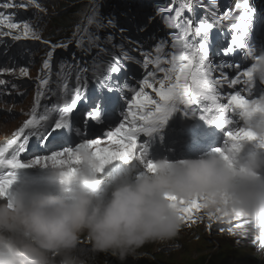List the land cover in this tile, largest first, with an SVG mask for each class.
Listing matches in <instances>:
<instances>
[{
    "label": "clouds",
    "instance_id": "obj_1",
    "mask_svg": "<svg viewBox=\"0 0 264 264\" xmlns=\"http://www.w3.org/2000/svg\"><path fill=\"white\" fill-rule=\"evenodd\" d=\"M167 1L159 0L162 6ZM233 1L232 10L241 0ZM64 2L45 0V7L54 8L56 4ZM247 2L256 9L252 26L253 30L258 31L259 38L253 39L252 45L256 47L259 57L254 66L257 88L254 86L252 91L260 97L250 99L244 113L240 114L239 110L236 112L244 124L242 127L239 122L236 131H251L255 138L240 141L238 148L233 151L227 135L221 134L218 139L222 144L218 148L225 149L231 162L219 153L176 159L178 161L163 157L154 162V172L137 174L135 180L130 179L133 174L130 171L119 176L121 179L110 193L102 187V172L95 171L98 162L93 149L87 145L79 147L74 150L79 160L78 167L67 179L62 173L68 168L60 170L53 164L46 168L60 179L59 188L49 185L47 179L50 178L46 172H39L37 182L13 185L17 191L9 195L10 202L7 198L0 199V264H203L205 261L208 262L206 264H230L229 255L233 256L232 260L237 264L243 261L264 264V249L253 245L244 236L227 232L229 226L234 227L235 220L228 225L209 221L207 216L208 213H222L231 219L242 214L250 222L247 230L254 235L264 236V149H259L264 148L260 146L264 144V95H261L264 92V49L261 48L264 45V0ZM125 4L132 8L141 6L139 1L118 2L119 6ZM217 7L222 14V7H227L226 0H218ZM75 11L72 13L77 19ZM76 13L79 18V13ZM60 20L54 15L48 18L44 25L45 38L60 39ZM77 24L78 21H75L74 26ZM217 28L223 33H231V29ZM215 39V46L225 44L223 37L216 36ZM72 41L67 50L60 49L63 57L60 60L71 54L70 46L77 49L75 39ZM250 60L251 57H247L243 64ZM227 77L230 80L235 76ZM235 87L222 86L225 91L221 95L235 94ZM244 87L248 88L241 83L238 91ZM206 125L202 124L199 129ZM70 131L66 138H70L72 144L85 138L107 140L101 128L96 131L95 128L81 127L79 137L76 129ZM250 142H256L258 149L250 148ZM51 145L44 151L43 145L36 147L41 149L43 155L61 150L60 145ZM33 148H28L21 155L20 162L27 165L34 160L37 156L35 150L27 153ZM38 169H34V172ZM168 196L184 202L202 198L203 209L194 213L202 219L183 223ZM221 228L225 231H220ZM149 242L181 244L198 256V253L204 252L216 255L208 254L194 263L180 262L147 244ZM76 249L80 257L74 254Z\"/></svg>",
    "mask_w": 264,
    "mask_h": 264
},
{
    "label": "snow or ice",
    "instance_id": "obj_2",
    "mask_svg": "<svg viewBox=\"0 0 264 264\" xmlns=\"http://www.w3.org/2000/svg\"><path fill=\"white\" fill-rule=\"evenodd\" d=\"M217 4L218 0H208L207 3L205 0H181L179 7L175 10L170 6L158 8L156 16L161 18L167 28L174 31L170 33V45L167 40L163 39L156 44L154 58L151 52L143 50L142 45L138 48L134 47L136 42L127 40V37H122L121 42L117 44L113 42L112 34L107 35L102 40L98 32L89 31L88 27L82 29L78 26L77 34L74 36L76 47L81 51L82 57L91 53L93 49L96 50L95 56L92 57L91 61L81 62L77 60L75 63L61 61L59 71L53 73L54 53L57 49L67 50L71 41L51 45L43 61V75L39 79V90L36 95L35 106L29 114L30 118L15 133V138L0 147V164L6 163L11 168L28 166L20 162L18 158L6 159V153L10 149H13V154L17 156L24 153L29 144V137H36L37 144L43 145L45 148H48L50 144H60L63 147L62 150H53L50 152V156L37 158L32 163L46 164L51 162L58 167L68 166V171L62 173L63 177L67 179L73 175L76 169L71 165L78 164L79 160L75 157L74 149L70 146V138H66V133L64 136L53 137V133L60 129L71 130L70 122L73 110L76 109L78 101L88 99L84 93L87 90L89 80L97 81L100 89L112 90V74L118 73L124 67L122 61H134L137 64H142L144 69H148L150 64H154L155 70L145 73V78L140 81L142 86L139 87V90L135 87L130 88L127 83L123 85V88L118 89L121 97L124 96V89H128L134 95L121 100V103L126 105V111L117 110L118 126L111 130L112 125L109 124L110 130L103 133L107 137L106 142L100 139L85 138L76 144L75 149L85 145L93 149L98 162L95 171L103 172L104 168L115 160L128 163L134 159H144L148 147L140 142V136L142 134L151 136L162 128L173 113L181 107L185 109L184 114L186 116H199L209 125L214 124L224 129L232 124L228 113H234L238 110L240 114L244 113L249 107L250 99L242 95L240 91L222 96L221 88L224 85L232 87L241 83L242 77L245 78L243 84L247 85L249 94L255 85L254 66L258 62L259 55L256 54V47L249 44L246 38L249 35L256 9L250 6L247 0H241L235 4L234 10L220 14ZM195 5L205 9V16L201 21L194 23ZM30 6L43 11L38 0H0V38L8 36L14 41H20L22 38L40 39L29 22L16 19L20 10H27ZM13 9L15 11H6ZM186 12L192 13L193 18L185 16ZM154 19L153 15H147L143 23H137V31H143ZM87 25L94 26L97 30L116 29L117 27L116 21L112 17L107 18L105 23V18L98 14L95 7L87 20ZM213 27L233 29L237 33L242 32V35L231 37L232 44H238L240 49L246 50V56L255 61L250 68L236 75L233 79L229 80L223 71L224 67H233V65L224 62L213 65L209 59L208 34ZM119 31L124 33L125 29L120 28ZM197 38L200 40L199 43H197ZM126 40L129 47H126ZM44 43L47 45L49 42L44 41ZM166 47H170L171 51L165 53ZM261 48L264 49V45ZM132 51H139L143 59L137 60L131 54ZM222 51L224 54H232L234 49L229 46ZM73 57L75 59V53H73ZM235 67H239V65ZM216 68L221 70L219 78L213 75ZM156 71L163 72L164 78L156 81ZM20 74L27 76V69L22 68ZM153 83H159V88L154 89ZM4 84L5 81L0 79V85ZM145 89H153L158 99H153ZM41 98H55V101L50 105H41ZM222 100H226V102H221ZM206 101L210 103L205 104ZM99 104L100 100L93 101V107L81 113V117L86 115L88 119L97 123L103 122L102 112L106 115V110L101 109ZM195 105H202L203 114L198 113ZM81 127H88L84 119H81V126L76 127L78 137L81 135ZM226 135L230 141V149L233 151L238 148L240 141L255 138L251 131L243 129L227 131ZM49 137H53V139L50 141ZM260 146L264 147V144ZM215 151L226 161L231 162L224 148H217ZM145 167L148 172H154L156 169L155 163L151 160L147 161ZM13 183L14 177L11 176L0 180V198H7L10 202L9 188ZM167 198L172 201L173 207L177 209L183 223L202 219V217L194 215L203 209L202 198H196L191 202L179 201L172 196ZM207 216L209 221H220L228 225H231L232 221L235 220L234 227L229 226L226 229L227 232L232 235L244 236L250 239L253 245H258L260 249H264V236H257L248 231L247 226L250 222L242 214H237L231 219L222 213H208ZM220 231H225V229L221 228Z\"/></svg>",
    "mask_w": 264,
    "mask_h": 264
},
{
    "label": "bare ground",
    "instance_id": "obj_3",
    "mask_svg": "<svg viewBox=\"0 0 264 264\" xmlns=\"http://www.w3.org/2000/svg\"><path fill=\"white\" fill-rule=\"evenodd\" d=\"M75 1H77V3H80L79 6H84L83 8L77 10V12L79 13V15H81L83 12L86 11V8H87V6L89 4H91L93 6V8L95 7V8H97V10L99 12H101L102 17L105 18V23L107 22V18H109V16L112 13V12L108 11L107 8H104L102 6V4L104 3V1H102V0H75ZM143 2H144V0L141 2V4ZM174 2L179 5L181 3V0H174ZM174 2L172 3V0H168L167 2H165V4L163 6L161 5V7L162 8H167V7L170 6V7L173 8V6L175 4ZM232 2H235V1H233V0H226L227 7L230 10H232ZM79 6H76L74 9H77ZM201 8L202 7H200L199 5H195L194 6V21H195V18H198L199 17V12H200ZM223 8L224 7H222V10L221 11L224 10ZM12 11H14V9ZM75 14H76L77 19H75L73 17V15H70V16L66 17L65 19H61L60 18L61 19L60 20V22H61L60 23V27L62 29V35H61L60 39H57V42H59L60 40H64L66 42L71 41L73 43L74 41H72V40L74 39V36H75L77 27L79 26L82 29L84 27H87L85 19L78 18L77 13H75ZM191 15H192V18H193V14L192 13H191ZM113 18L115 19L116 24L117 23H120V22L126 21V20H124V17L122 15H120V14H116L115 16H113ZM75 21H78V24L76 25V27L74 26ZM117 21H120V22H117ZM143 21H144V19H143ZM157 21H161V18L159 20H157ZM134 27L136 28V26H134ZM164 27H166V26L165 25L160 26L157 31L161 30ZM88 28H89V31H92V32H97V31H102L103 30V29L97 30V29H95L94 26H88ZM4 30L6 31L7 29H4ZM72 30H74V31L72 32V34L70 36H68L69 33H70V31H72ZM166 34H169V31H166V33L164 35H166ZM256 36H257V39H258L259 36L258 35H256ZM163 38L165 39V37H163ZM27 40L28 39H24V38H22L20 41H14L13 40L14 45H15V48L11 50V53L13 55L15 54V56L13 58L14 61H20L21 60L22 57L18 53H16V51L20 47H21L20 48L21 50H24V46H25L24 44H25V42ZM52 40L56 41L55 38H53ZM50 48H51V46H49L48 48L47 47L44 48L45 51H46V53L50 50ZM74 50L75 49H69V51L71 53L74 52ZM61 54L62 53H59L58 52V49H57L56 52L53 55V63H54V60L55 59H60L61 58ZM11 58L12 57L9 58L6 54H1L0 55V64L1 63L3 64L2 68H0V79L4 80L5 81V84H6V82H9V81H11V80L14 79V76H13V78H10L12 76H6V75L3 74L4 72H10V70L12 68ZM226 60H227V55H226ZM213 65H217V60H214L213 61ZM6 66H8V67H6ZM137 71H138V69H137ZM146 72H148V70L147 69H143L142 71L139 72V74L142 75V74H145ZM38 73L40 74V76L43 75V73L41 71H38ZM133 78H135V83H136V80L138 81V77L137 78L136 77H133ZM254 78H255V76H254ZM5 84H4V87L6 88L7 85H5ZM11 87H13V86H10L9 88H11ZM243 89L244 88H242L240 90V92H241L242 95L246 96V98H248V99H254V97L256 95H259L258 93L255 94V95H253L252 91H251V94L245 95V93L242 91ZM137 90H139V88ZM8 94H9V92H8ZM194 107H196L198 109V108L201 107V105H195ZM193 121H196L197 122L198 120L197 119H194ZM194 124H195V122H194ZM211 126L212 125H209L207 123V125L203 129H201L200 131H198L197 138L199 139L200 137H202L203 132H205L206 130H208ZM193 127H195V126H193ZM0 133H2V132H0ZM8 134L10 136V133H8ZM181 134H182L181 129L176 130V135L171 140H169L167 142V146H171V145L175 144L180 149V151H182V149L184 148V143L181 142V141H179ZM9 136H6L5 133H4L3 141L11 140L12 138H10ZM70 143H71V140H70ZM77 143L78 142H76L74 144L71 143L70 146L75 150ZM200 143H201L202 147L205 150L208 148V145H207V143L205 141H201ZM221 144H222V142H219V145H221ZM58 145H60V144H58ZM60 146H61V150H62L63 145H60ZM102 146H105V144H102ZM32 150H35V153L37 155L36 156L37 158H41V156H50L51 155V154L43 155V153H41V151H40L41 149H39L38 147H36V145H34V148L33 149H29V151L27 153H30ZM42 150L44 151V150H46V148L43 147ZM180 155H182V154H180ZM201 155H206V153L203 152L199 156H201ZM148 160L149 159L147 157H145L144 159H134L133 161L128 162V163H126V162H124L122 160L112 161L110 164H108L105 167V169L103 170V172L100 173V176H101V179H102V187H103V189L107 190L110 193L112 187H114L115 184H116V182L119 179H121L119 176H121V174H123L124 172L130 171V172H132L134 174H141V173L148 172L147 168L145 167V165H146V163H147ZM32 161H34V160H32ZM32 161H30L28 163H27V161H24V163H27V165H28L27 167H29V168H24V167H21V168H11L9 165H7L5 163V166L6 167L5 168H1L0 180L5 179V177H7V176H12L14 178L24 179V181H25L26 178H29L30 179V177H27L28 174H31V178L36 177V179L38 180L37 174L39 172L40 173L46 172L48 174V177L50 178V179H47V180H49V182H48L49 185H51V186H58V188L60 187V179L59 178H56L54 175H52L46 169V168H49V166L52 164L51 162H47L46 164H39V163H37L38 166H35V164H33ZM143 161L145 163H143ZM37 167L39 169L34 172V169H36ZM54 167H58V166H54ZM71 167L76 168V167H78V165L77 164H72ZM32 168H34V169H32ZM58 168H60V170H67L68 166H60ZM25 183H27V182L25 181ZM16 191H17V189L14 191V193ZM148 244L149 245H152L153 247L159 249V245L156 242H149ZM173 248H175V247L172 246V244H171V245L168 246L167 250H165L163 252L166 253L169 249H173ZM74 254L80 257V253H79L78 249H76L74 251ZM168 256L170 257L169 254H168Z\"/></svg>",
    "mask_w": 264,
    "mask_h": 264
},
{
    "label": "rangeland",
    "instance_id": "obj_4",
    "mask_svg": "<svg viewBox=\"0 0 264 264\" xmlns=\"http://www.w3.org/2000/svg\"><path fill=\"white\" fill-rule=\"evenodd\" d=\"M174 2V0H172V3ZM175 3V2H174ZM41 4V8L43 9V11H40V10H37L35 9L34 7H29L28 10H20L18 15L19 17L23 20V21H26V22H34V21H38L40 20L41 18V15L43 17V19H46L48 17H51V16H58L60 17L61 19H65L66 17L70 16V15H73L72 11L73 10H79L81 8H83L84 6H79L80 3H77V1L75 0H65L64 3L60 4H56V7L52 8L50 6H46L45 7V0H41L40 2ZM58 5V6H57ZM180 5V4H179ZM179 5L177 3L174 4L173 6V10H175L176 8L179 7ZM76 6H79L77 9H74ZM102 6L104 8H108V5L106 2H104L102 4ZM142 6V9L145 13V16L143 19H145V17L149 14L153 15L155 17V19L151 22V24L145 28L144 30L147 31V32H154V31H157L158 28L163 24L162 20L161 21H157L160 19L159 16H156V10L158 8H162L161 7V3L159 2V0H144V2L141 4ZM92 10H93V6L91 4H89L86 8V11L83 12L79 18H83L85 19L86 21V25H87V20L89 18V16L92 14ZM230 9H228V7H226L223 11L221 12H226ZM15 11V10H14ZM75 11V13H76ZM98 14L102 17V14L101 12L98 11ZM116 13H111V15L109 17H112L115 16ZM185 16H188L189 18H192V15L191 13H188L186 12L184 14ZM28 16L30 18V20L28 19ZM124 20H126L124 18ZM197 20V18H195V21ZM117 22H120V21H117ZM89 25H87L88 27ZM105 29V28H104ZM171 30L173 29H169L167 27H164L162 28L161 30H159V32H162L163 34L166 33V31H169V34H166L164 37L165 39L163 38V40H167L168 41V44L170 45L171 44V38H170V32ZM174 31V30H173ZM251 35L253 36V38L256 40L257 39V36L258 35V31H255L253 30L251 32ZM63 42H66L64 40H62L60 43H63ZM58 42L57 41H54L52 40L51 43H48L47 45L46 44H43L42 46L39 47L38 51H37V55L31 60V59H26V62L28 64H30V70H27V76H22L20 73L21 71L19 70H16L15 68H11L10 72H4L3 74L6 75V76H12L10 78H13L14 76V79L9 81V82H6L5 85L6 88H9L10 86H19V79H23V78H26L30 75H32L33 73H35L36 71H41L40 69V66L43 65V61L44 59L46 58V51H45V47H49L51 45H56ZM32 47V46H31ZM29 47V48H31ZM25 48H27V45L24 46V50ZM151 50L150 51H153L155 48H154V45L151 44L150 46ZM69 49H74L72 46H70ZM171 48L170 47H166L164 49L165 52L169 51ZM58 52L59 53H62L60 49H58ZM26 86L27 85H31L29 82L28 83H24ZM245 95H249V92H248V88H245L242 90ZM14 91H12L13 93ZM253 95L257 94L255 91H252ZM10 96V92L8 94ZM260 96L259 95H256L254 98H259ZM15 104H20V102H16ZM2 106V107H1ZM12 111V113H10L9 115H2L3 112L5 111ZM20 109H18L17 106L13 107H10L9 105H4L2 103H0V139L4 136V133L5 135L8 136V133H11L18 125L20 122H17V119H18V116L20 115ZM26 112V110L24 111V113ZM2 134V135H1ZM37 159V157H34V160ZM36 166H38V164H35ZM158 243L159 245V249H161L162 251H165L167 250L168 246L171 245L172 243H162V242H156ZM148 244V243H147ZM172 246H174L175 248L173 249H169L166 253L170 255V257H173L174 255V258L176 261H187V262H198V261H201L202 258H204L206 255L208 254H212L213 256L216 255V253H212V252H204V253H198L200 256H198L197 254H194V253H191L190 251H188V249H186L184 246H182L181 244H172ZM229 259L231 261H229L230 264H237L235 261H233V256H230L229 255ZM208 263L207 261H205V263L203 264H206ZM179 264H183V263H179ZM240 264H250L249 262H244L243 263H240Z\"/></svg>",
    "mask_w": 264,
    "mask_h": 264
},
{
    "label": "trees",
    "instance_id": "obj_5",
    "mask_svg": "<svg viewBox=\"0 0 264 264\" xmlns=\"http://www.w3.org/2000/svg\"><path fill=\"white\" fill-rule=\"evenodd\" d=\"M174 256H175V255H174ZM174 256L171 257L173 260H175ZM175 261H176V260H175ZM180 262H186V263H187V261H183V260H181Z\"/></svg>",
    "mask_w": 264,
    "mask_h": 264
}]
</instances>
